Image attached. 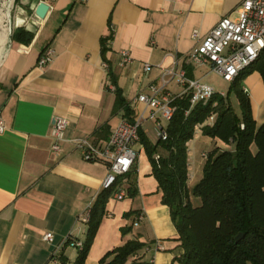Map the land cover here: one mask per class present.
Returning <instances> with one entry per match:
<instances>
[{
	"label": "crops",
	"instance_id": "crops-1",
	"mask_svg": "<svg viewBox=\"0 0 264 264\" xmlns=\"http://www.w3.org/2000/svg\"><path fill=\"white\" fill-rule=\"evenodd\" d=\"M240 1L52 0L45 18L38 19L33 14L37 0L25 5L13 0L9 43L7 37L0 61V118L5 127L0 133V264H54L53 254L74 264L78 251L72 241L85 239L87 223L79 216L96 199L107 168L103 162L84 160L70 142L60 141V150L53 151L52 117L66 118L64 138H88L102 146L121 118L142 115L140 135L156 143L150 109L133 100L160 84L163 69L173 60L187 77L205 82L210 66L184 61L197 43L192 31L202 38L221 17L234 18ZM19 28L33 33L28 44L21 35L12 39ZM111 32L101 53L100 39ZM47 47L53 57L40 67L38 57ZM121 50L130 57L125 66L118 64ZM107 72L114 75L113 86L124 106H116ZM242 83L258 127L264 121L263 80L253 71ZM165 89L181 92L176 79ZM195 145L194 139L187 142L188 189L199 167ZM134 148L137 157L129 172L134 194L118 201L108 197L83 264H97L105 253L132 239L144 247L125 264H147L151 256L153 264H182L178 234L139 134ZM138 214L142 219L134 226ZM122 227L131 229L122 235ZM46 232L52 233V242L42 239ZM156 242L161 248L154 251Z\"/></svg>",
	"mask_w": 264,
	"mask_h": 264
},
{
	"label": "trees",
	"instance_id": "trees-1",
	"mask_svg": "<svg viewBox=\"0 0 264 264\" xmlns=\"http://www.w3.org/2000/svg\"><path fill=\"white\" fill-rule=\"evenodd\" d=\"M20 35L25 44L33 37V33L22 28L15 29L11 37L18 39ZM110 39L112 32L100 39L101 53L108 48ZM253 71L260 74L264 83V47L256 60L229 83L224 96L215 92L206 103L192 106L189 96H177L172 101L173 115L165 125V140L158 138L151 144L139 130L152 175L162 192V203L169 208L178 234L182 264H264V121L256 126L249 96L242 88L243 79ZM107 79L115 82L110 72ZM114 91L116 106H124L119 90ZM230 91L237 100L239 114L229 100ZM211 114L215 115L213 123L203 124ZM197 126L202 135L233 144V149L215 146L207 153L201 178L188 189L187 142L193 138ZM126 183L127 193L133 195L131 173L126 175ZM109 195L110 190L97 194L74 264H83ZM191 196L198 198L199 203L193 204ZM130 229L122 227L121 234ZM239 233L242 236L235 241ZM143 247L144 243L137 239L126 240L105 253L97 264H125ZM57 264H67L62 254L57 255Z\"/></svg>",
	"mask_w": 264,
	"mask_h": 264
},
{
	"label": "built area",
	"instance_id": "built-area-1",
	"mask_svg": "<svg viewBox=\"0 0 264 264\" xmlns=\"http://www.w3.org/2000/svg\"><path fill=\"white\" fill-rule=\"evenodd\" d=\"M43 1L49 6L52 0ZM87 2V0H78ZM236 16L221 17L216 24L200 39L196 30L192 31V37L197 39V43L184 56V61L195 66L208 64L211 71L220 77L223 81L230 83L239 72L250 66L258 57L264 47V0H241L236 7ZM34 14V13H33ZM35 16V15H34ZM54 51L51 47L45 48L39 55L37 65L42 67L48 64ZM119 65L125 66L130 62L127 51L119 52ZM102 66L107 68V63ZM149 65H144V71L148 70ZM172 79H176L181 92L178 95L172 94L165 87ZM108 88L114 90L112 83H108ZM245 91V89H243ZM215 93L212 85L199 79L187 77L185 71L180 69L178 61L173 60L169 67L163 69L160 76V84L149 86L148 93H139L133 102L144 104L150 109L149 118L156 124V134L161 140H165L167 135L165 125L173 115L174 106L172 101L181 95L189 96L190 105L196 103H206ZM224 96V92H220ZM215 115L207 117L206 124H212ZM142 115H138L132 120L123 117L116 125L106 142L102 146H97L88 138H64L63 131L67 120L62 116H54L51 119L50 137L53 139L52 150L59 151V142L66 141L74 145L80 152L81 157L86 161H99L106 165L107 172L100 186L101 190H110L109 197L114 200H122L126 196V187L124 186V177L132 170L137 151L134 143L138 139L141 126ZM200 126V125H199ZM5 129L0 118V133ZM203 159L206 154L202 153ZM157 157V156H156ZM92 203H89L79 220L87 223L90 218ZM142 219V215L135 217L134 226ZM42 239L46 242H52L51 232L43 234ZM69 239V238H68ZM83 243L79 240H73L72 246L80 251ZM161 248L156 242L155 250ZM52 260L57 264V255L53 254ZM147 264H153V256L148 259Z\"/></svg>",
	"mask_w": 264,
	"mask_h": 264
},
{
	"label": "rangeland",
	"instance_id": "rangeland-1",
	"mask_svg": "<svg viewBox=\"0 0 264 264\" xmlns=\"http://www.w3.org/2000/svg\"><path fill=\"white\" fill-rule=\"evenodd\" d=\"M10 2H12V5H15V3L13 2V0H10ZM14 13H15L14 12V8L11 7V11L8 14V19L4 23L7 29L9 28V22L12 23V21H13ZM204 81L207 82V83H209L210 85H212V87L214 88V91L216 93L224 92L226 94V92L229 89V83L223 81L220 77H218L213 72L210 73L204 79ZM229 95H230V97H229L230 99L229 100L231 102V105H232L233 109L235 110V112L237 114H239V107H238L237 100H236L234 94L230 91V94ZM206 120H207V118L205 119V121L203 122V124L206 123ZM197 128H199V126H197ZM197 128H195V131L197 130ZM192 139L196 140V145H195V150L196 151H195V154H194V152L192 153L191 152V146H190L188 152H189L190 157H191V153H192V155L194 154L197 157V159L199 161V167H198V170H197V172L195 174L194 179L190 180V183H189L190 189H192V187L194 186V184L196 182H198L199 179L201 178V170H202V166H203V163H204V160H205V159H203L200 156L201 152L209 153L215 147V145L218 146L221 149H228V150L233 149V144H224V143H221L220 141H217V143H214V141L211 138L202 135L201 132H199V133H195L194 132V135H193V138ZM196 178H198V179L196 180ZM194 180H196L195 183H194ZM190 201L193 204H198L199 203V199L198 198H194L192 196L190 197Z\"/></svg>",
	"mask_w": 264,
	"mask_h": 264
},
{
	"label": "bare ground",
	"instance_id": "bare-ground-1",
	"mask_svg": "<svg viewBox=\"0 0 264 264\" xmlns=\"http://www.w3.org/2000/svg\"><path fill=\"white\" fill-rule=\"evenodd\" d=\"M12 2L10 0H0V61L3 57L4 51H5V42L6 37H8V29L5 26V22L8 19V14L11 11ZM8 43H9V37H8Z\"/></svg>",
	"mask_w": 264,
	"mask_h": 264
},
{
	"label": "water",
	"instance_id": "water-1",
	"mask_svg": "<svg viewBox=\"0 0 264 264\" xmlns=\"http://www.w3.org/2000/svg\"><path fill=\"white\" fill-rule=\"evenodd\" d=\"M19 2L22 5H25L28 2V0H19ZM48 10H49V6L46 3H44L43 1H38V2H36L35 6H34V15L38 19H44ZM10 25H11V23L9 22V28H8L9 36H10V32H11ZM241 236H242V234H240V233L237 234L235 236V241H238L241 238Z\"/></svg>",
	"mask_w": 264,
	"mask_h": 264
}]
</instances>
